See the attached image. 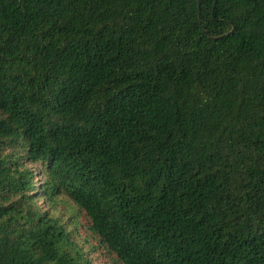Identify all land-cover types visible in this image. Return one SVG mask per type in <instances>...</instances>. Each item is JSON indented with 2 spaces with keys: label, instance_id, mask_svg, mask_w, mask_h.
<instances>
[{
  "label": "trees",
  "instance_id": "obj_1",
  "mask_svg": "<svg viewBox=\"0 0 264 264\" xmlns=\"http://www.w3.org/2000/svg\"><path fill=\"white\" fill-rule=\"evenodd\" d=\"M97 250L264 264V0H0V264Z\"/></svg>",
  "mask_w": 264,
  "mask_h": 264
},
{
  "label": "rangeland",
  "instance_id": "obj_2",
  "mask_svg": "<svg viewBox=\"0 0 264 264\" xmlns=\"http://www.w3.org/2000/svg\"><path fill=\"white\" fill-rule=\"evenodd\" d=\"M36 171L38 172L39 171V168L36 167ZM39 174V172H38ZM34 181H36V184H35V189H37V185L38 183H41V177H37ZM40 205H42L43 207L46 206L44 204V201L43 200H39L38 202ZM62 212L67 215L68 212H69V209L66 208V207H62ZM45 209V208H44ZM79 221L81 222V228L78 229V232H77V240L80 242V243H83L85 247H87L88 244H92V238L88 236L85 228H84V220H83V217H80L79 218ZM83 227V228H82ZM91 255H89V257L92 258V264H112L110 262V260L105 257L104 254L101 253V251L97 250L95 252H91L90 253Z\"/></svg>",
  "mask_w": 264,
  "mask_h": 264
}]
</instances>
